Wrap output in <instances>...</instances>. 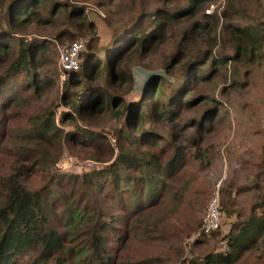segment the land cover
<instances>
[{"label":"trees","instance_id":"trees-1","mask_svg":"<svg viewBox=\"0 0 264 264\" xmlns=\"http://www.w3.org/2000/svg\"><path fill=\"white\" fill-rule=\"evenodd\" d=\"M45 1L49 6L44 14L39 7ZM113 1L98 0L96 5L104 7ZM152 1L153 8L137 9L113 27L105 40L96 23L87 18L83 4L58 0H10L6 4L7 21L0 22V65L5 63L0 69V147L6 135V144L12 143L8 146L12 158L10 162L0 160V264H17L24 256L32 264H155L158 258L151 248L176 236L168 231V221L199 172L209 166L201 141L213 129L217 114L207 113L189 122L185 129L196 131L189 145L183 144L184 134L174 129L182 113L194 106L192 93L215 75L212 66L226 64L230 58L212 56V42L209 50L192 52L202 34L212 31L216 14H203L206 23L197 18L212 0ZM232 2L227 0L229 5ZM61 17L67 29L57 39L86 38L81 66L66 72L58 102L31 121L19 119L9 125L12 133L6 134L7 117L23 116L19 110L33 99L24 94L31 89L40 93L43 87L54 85L53 77L46 79L38 69L47 41L23 38L16 44L12 31L31 23L55 26ZM222 17L231 20L232 14L224 11ZM184 20L190 24L180 32L174 50L162 56L158 69L162 73H150L140 95H132L131 58L137 57V63L163 51L171 27ZM224 30L235 52L232 59L254 62L264 58L257 26L227 23ZM208 58L211 68L205 70ZM47 61L52 64L51 59ZM173 71L178 74L174 76ZM17 77L19 81L14 82ZM59 106L63 107L56 119L53 108ZM104 115L124 120L114 129L113 138L79 122L71 130L61 126L71 119L90 125ZM148 121L153 126L169 124V139L146 126ZM71 146L84 149L89 159L108 163L81 174L52 172L51 165L58 162L64 148L73 150ZM29 159L32 162H25ZM36 166L49 176L44 183L31 186L29 179ZM256 168L254 179L261 188L264 158ZM220 201L227 216L236 215L224 235L227 250L208 253L190 264H263L264 197L251 205L242 220L231 186L221 190ZM199 223L192 220L182 231L190 234Z\"/></svg>","mask_w":264,"mask_h":264},{"label":"rangeland","instance_id":"rangeland-1","mask_svg":"<svg viewBox=\"0 0 264 264\" xmlns=\"http://www.w3.org/2000/svg\"><path fill=\"white\" fill-rule=\"evenodd\" d=\"M10 0H0V22L6 24V4ZM59 2H69L76 6L85 7L86 16L94 21L97 25L98 33L101 40L108 39L111 29L116 27L121 21L133 14L140 8H153L152 0H114L108 6H97L98 0H58ZM43 3V2H42ZM49 2L45 1L39 7L45 14ZM227 11L232 14L231 20L222 17V12ZM203 14H216V18L211 22L212 31L210 34H202L193 46L192 52L197 48L205 52L209 50L211 42L212 56L228 55L230 59L226 64H216L212 69H216L215 75L207 81L199 84V87L191 97L196 100L191 109L182 113V116L175 126L174 133L184 134V143L190 144L189 138L195 136V129H185L191 120H200L205 114L215 113V122L213 129L203 134L201 147L209 155V166L201 170L198 174V179L193 181L183 204L179 210L168 221V231H173L176 236L165 239L159 242V245L151 248V253L158 258L155 264H190L191 260L201 259L206 254L212 252H224L227 250L226 239L224 235L230 229L231 224L236 221V215L229 217L226 215L223 219L222 226L216 234L204 236L200 232L203 216L205 215L208 200L219 184L220 196L221 190L229 185L233 192V198L236 201V209L239 210L240 219H244L250 210V207L255 202H261L264 197V182L259 181L261 188H257V181L254 179V174L257 171L256 166L261 163L264 158V58L249 62L248 60H234L235 52L227 44L226 40L229 34L224 30V25L227 23L244 26L255 25L260 29L262 41V52L264 53V0H234L231 5L227 0H212L200 11L197 18L203 22H208V19ZM56 22L55 26H36V23H31L24 27L23 30L14 29L12 38L16 44L23 38H37L38 40H46V50L40 54L38 62L39 73L46 79L52 78L54 85L52 88L45 89L40 93H33L32 89L24 95H31L28 104L20 109V118L15 119L7 117L5 133L11 134L9 125L18 123V120L31 121L40 116L43 111L50 107L53 102H58L62 84L66 78L58 63L59 48L64 43L70 42L67 38L57 39L56 36L61 30L67 29L66 22L63 17ZM190 22L184 20L180 24H175L169 30V37L163 45V51H158L147 59H138L132 57L130 61L134 75V85L132 95L139 96L146 80L150 73H162L161 58L164 54L172 52L176 47L180 32L183 28L189 26ZM5 26V25H4ZM215 38V42H213ZM86 42V38L80 37L71 41ZM225 44H223V41ZM17 49V47H16ZM13 53V52H12ZM14 55V53H13ZM13 55L10 57L12 59ZM52 60V64L47 60ZM211 58L206 60L204 65L205 70H209ZM5 65L2 63L0 69ZM154 72V73H155ZM174 76L175 71H173ZM21 77V75H20ZM14 79L18 82L19 78ZM172 76L168 78L171 79ZM22 80V78H21ZM22 82V81H21ZM18 92L21 94L22 88L18 87ZM23 93V92H22ZM204 96L207 98L203 99ZM63 106L54 109L55 118L60 116V110ZM123 119L115 120L108 115L99 117L90 125L80 120H68L63 126L66 130H71L73 125L79 122L95 131L104 133L106 136L112 137L114 129L123 123ZM146 126L153 127L162 137L169 139L171 133L170 125L160 123L153 126L151 122H146ZM184 131H181L183 130ZM113 138V137H112ZM7 136L3 137L4 146L0 147V160L10 162L12 156L8 151V146L12 145L10 141L6 144ZM113 140V139H112ZM73 150L64 148L58 162L51 165L52 172L62 173H79L91 171L96 168L106 166L108 162H100L87 158L78 146H71ZM105 157H101L103 159ZM6 162V163H7ZM25 162H32L29 159ZM11 165V163H10ZM48 173L40 170L37 166L31 174L29 185L42 184L47 180ZM192 220H198L200 226L190 234L184 233L182 230L189 226ZM177 228L179 234L177 235ZM246 256L245 262L248 261ZM239 262L237 264H241ZM17 264H32L27 257H22Z\"/></svg>","mask_w":264,"mask_h":264},{"label":"built area","instance_id":"built-area-1","mask_svg":"<svg viewBox=\"0 0 264 264\" xmlns=\"http://www.w3.org/2000/svg\"><path fill=\"white\" fill-rule=\"evenodd\" d=\"M84 49L85 43L80 40L71 41L61 45L59 48L58 63L64 74H66V72L79 70ZM219 187V184L216 185L215 191L208 200L205 215L203 216L200 227L202 235L219 230L222 226L225 214L221 206Z\"/></svg>","mask_w":264,"mask_h":264},{"label":"water","instance_id":"water-1","mask_svg":"<svg viewBox=\"0 0 264 264\" xmlns=\"http://www.w3.org/2000/svg\"><path fill=\"white\" fill-rule=\"evenodd\" d=\"M264 264V263H263Z\"/></svg>","mask_w":264,"mask_h":264}]
</instances>
